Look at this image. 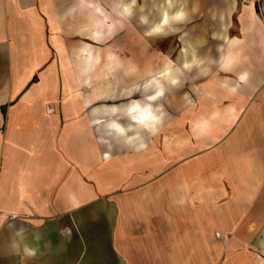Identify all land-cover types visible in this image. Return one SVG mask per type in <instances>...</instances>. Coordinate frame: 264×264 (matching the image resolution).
<instances>
[{
  "label": "crops",
  "instance_id": "obj_1",
  "mask_svg": "<svg viewBox=\"0 0 264 264\" xmlns=\"http://www.w3.org/2000/svg\"><path fill=\"white\" fill-rule=\"evenodd\" d=\"M136 3L0 0V264H93L94 206L113 210L117 264L216 261L208 242L241 216L243 241H259L251 229L264 219V0H163L157 20L147 11L139 15L147 38L176 26L180 83L185 69L195 82L212 78L201 86L204 109L193 136L215 139L221 121L242 131L227 149L241 162L239 187L228 197L217 185L206 192L194 180L190 186L185 179L194 171L167 169L170 156L184 154V140L166 136L154 154L152 125L139 127L138 141L136 122L119 111L143 98L137 80L154 70L152 60L136 58ZM178 92L169 90L156 105L162 109L174 94L182 103ZM111 120L128 139L114 136ZM202 120L211 132L196 136Z\"/></svg>",
  "mask_w": 264,
  "mask_h": 264
},
{
  "label": "rangeland",
  "instance_id": "obj_2",
  "mask_svg": "<svg viewBox=\"0 0 264 264\" xmlns=\"http://www.w3.org/2000/svg\"><path fill=\"white\" fill-rule=\"evenodd\" d=\"M162 2L163 0H137L135 12L136 58L138 63H144L146 59L152 60L154 70L153 74L144 80H137L136 89L138 93H142L143 98L133 97V101L119 111L121 114L129 115L131 120L136 122L135 137L138 141L141 137L139 127L152 125L154 154L160 152L162 149L160 141L166 136L169 137L170 143L184 140V154L178 159L173 158L175 156L169 157L167 169L170 172L180 169L184 170L186 174L192 175L194 171V179L192 177L185 179L190 186L194 180L195 184H200L201 191L206 192L212 191V187L217 185L218 190L221 188L224 191V197L231 196V193L234 190L237 191L239 187L237 180H239L241 162L239 161L240 153H235V156L232 152H228L227 149H233L234 142L236 138L242 136V131L236 124L231 126V128H227L228 125L221 121L216 125L217 130H213L214 132L211 135V137L215 136V139L211 140L207 137L200 142L199 139L193 136L194 118L199 114V111L204 109L201 86L212 78L208 76L195 82L192 73L183 69L186 71L185 81L179 82L181 70L176 65L179 56L177 49L178 35L175 32L176 26H174V32L167 36L155 38H147L145 36V26L139 15L141 12L147 11L151 19L157 20L158 7ZM129 56L128 50H121V57ZM131 56H134L133 52H131ZM167 61L172 62L173 65L167 70H162L164 66L162 63ZM142 68L143 66H138V78L143 76L141 75ZM173 89L174 91L176 89L179 91L180 101L184 104V111L181 108L182 103L177 101V94L169 95L165 99L162 109H160L159 104L156 105L157 100ZM149 92L152 93L148 94ZM150 95L151 97H149ZM144 96L148 97L144 99ZM138 109L145 112L144 118H141L138 114ZM106 111L115 112L118 109L110 107L106 108ZM162 114L165 118L160 123V115ZM157 125L158 128L156 127ZM108 126L115 129V137L129 138L127 130L121 123L111 120L108 122ZM236 147L238 149L241 148L240 146ZM170 148V151L172 149L176 151V146H171ZM159 179L160 177H155L154 181ZM262 193H264V189H262ZM103 200L109 202L108 197H104ZM200 206L201 212L208 214L209 211L204 210V201L201 202ZM112 212L111 208H100L97 206L90 208L88 211L89 250L91 255H97L93 264H117L110 240ZM235 220L237 221L236 224L227 227L226 231H216L217 242H208L209 251L212 252L215 248L218 257L216 261H213L212 257L207 258V264H256L255 261L258 258L259 261H264V252L261 250L264 248V219L258 220L255 223L256 226L251 229L256 231L255 235L258 236L259 241H251L248 244L242 239L248 237L244 233L242 226L244 216ZM205 221L208 222L209 220L206 219ZM177 262L180 263L179 258L174 259V263Z\"/></svg>",
  "mask_w": 264,
  "mask_h": 264
},
{
  "label": "bare ground",
  "instance_id": "obj_3",
  "mask_svg": "<svg viewBox=\"0 0 264 264\" xmlns=\"http://www.w3.org/2000/svg\"><path fill=\"white\" fill-rule=\"evenodd\" d=\"M212 117L215 118L216 117V114L215 113L212 114ZM211 127H212V124H210V121L209 120H202L199 123L197 130H195L196 131L195 132V135L196 136H201V137L203 135H207V134H209L211 132V129H212ZM193 130H194V128H193ZM259 264H264V261H260Z\"/></svg>",
  "mask_w": 264,
  "mask_h": 264
},
{
  "label": "clouds",
  "instance_id": "obj_4",
  "mask_svg": "<svg viewBox=\"0 0 264 264\" xmlns=\"http://www.w3.org/2000/svg\"><path fill=\"white\" fill-rule=\"evenodd\" d=\"M241 79H243V77Z\"/></svg>",
  "mask_w": 264,
  "mask_h": 264
}]
</instances>
